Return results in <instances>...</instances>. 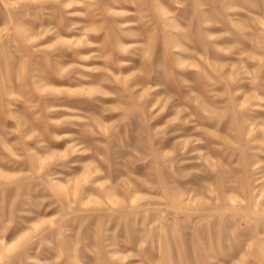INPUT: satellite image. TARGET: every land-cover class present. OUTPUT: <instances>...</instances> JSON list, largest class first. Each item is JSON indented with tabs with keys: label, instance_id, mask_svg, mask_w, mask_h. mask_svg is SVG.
<instances>
[{
	"label": "rangeland",
	"instance_id": "374dc122",
	"mask_svg": "<svg viewBox=\"0 0 264 264\" xmlns=\"http://www.w3.org/2000/svg\"><path fill=\"white\" fill-rule=\"evenodd\" d=\"M0 264H264V0H0Z\"/></svg>",
	"mask_w": 264,
	"mask_h": 264
}]
</instances>
